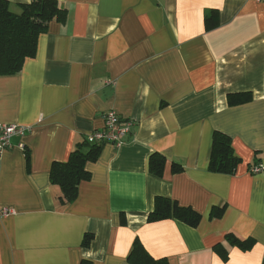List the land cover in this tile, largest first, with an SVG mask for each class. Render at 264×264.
I'll return each instance as SVG.
<instances>
[{
    "label": "crops",
    "instance_id": "1",
    "mask_svg": "<svg viewBox=\"0 0 264 264\" xmlns=\"http://www.w3.org/2000/svg\"><path fill=\"white\" fill-rule=\"evenodd\" d=\"M8 1L20 14L31 0ZM57 1L66 21L50 23L18 75L0 77V126L27 130L0 154V264H129L136 240L168 264H264V2ZM241 94L251 101L231 106ZM110 111L131 133L102 146L63 205L52 166ZM215 132L242 160L235 175L209 170ZM158 197L198 212V227L150 222Z\"/></svg>",
    "mask_w": 264,
    "mask_h": 264
},
{
    "label": "trees",
    "instance_id": "2",
    "mask_svg": "<svg viewBox=\"0 0 264 264\" xmlns=\"http://www.w3.org/2000/svg\"><path fill=\"white\" fill-rule=\"evenodd\" d=\"M20 9V14L14 13L10 9L8 0H0V77L18 75L26 60L36 55L38 39L48 32L50 23L54 20L64 23L67 19V11L57 0H31L29 3L21 4ZM206 21H209L208 16ZM250 101V94L229 97L231 106L246 104ZM102 148L88 144L85 140V143L71 153L67 162L53 164L50 180L52 185L61 189L60 201L63 205L72 204L77 200L81 183L91 179L87 164L98 160ZM27 160L29 161L28 152ZM241 161L235 154L232 139L224 133L215 132L209 170L218 174L235 175ZM164 168L165 158L160 154L152 155L151 172L162 176ZM174 171L179 173L183 171V168L180 165H174ZM223 212L224 208H216L212 217H219ZM168 219H176L196 228L202 217L190 207H183L170 198L158 197L149 221L158 222ZM90 240L91 237L86 236L85 245H88ZM227 240L231 246H237L243 250H249L255 244L254 240H242L233 235H228ZM224 255L227 258V251H224ZM127 261L129 264H168L166 259L156 260L151 257L139 240L135 241ZM82 264L91 263L83 262Z\"/></svg>",
    "mask_w": 264,
    "mask_h": 264
},
{
    "label": "built area",
    "instance_id": "3",
    "mask_svg": "<svg viewBox=\"0 0 264 264\" xmlns=\"http://www.w3.org/2000/svg\"><path fill=\"white\" fill-rule=\"evenodd\" d=\"M264 2V0H260ZM105 127L103 130H97L89 134L86 142L97 147L106 144L121 145L123 140L131 133L133 122L122 120L119 115L113 111L107 112L104 116ZM27 130L20 126L3 125L0 126V154L12 147L11 140L15 136H24ZM261 167L253 169V173H259ZM4 214H8L9 210L5 209Z\"/></svg>",
    "mask_w": 264,
    "mask_h": 264
}]
</instances>
